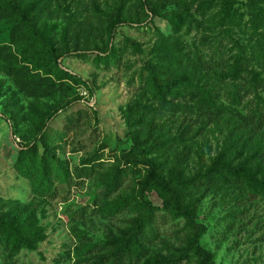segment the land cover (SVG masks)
<instances>
[{
  "label": "rangeland",
  "instance_id": "1",
  "mask_svg": "<svg viewBox=\"0 0 264 264\" xmlns=\"http://www.w3.org/2000/svg\"><path fill=\"white\" fill-rule=\"evenodd\" d=\"M204 3L17 0L62 67L83 79L77 82L22 61L11 18H0V223L9 221L25 238L11 255L0 244V264H110L146 214L137 205L140 190L156 208L144 224L150 238L137 264L186 253L179 264H264V201L236 182L200 178L214 162L264 175V126L248 117L253 93L239 80L243 98L233 103L227 69L207 63L217 51L232 62V39L248 48L255 43L251 0H235L240 22L225 26L220 0ZM255 3L264 15V0ZM183 54L186 60L176 64ZM11 62L46 84L57 82L55 91L29 94L5 71ZM155 84L166 90L164 100ZM203 90L227 109L203 112ZM258 92L264 95V87ZM28 146L50 161L47 195L18 170ZM56 163L66 175L53 172ZM117 172L120 182L111 190L107 179ZM161 181L185 215L169 211ZM121 198L131 203L115 214L100 210Z\"/></svg>",
  "mask_w": 264,
  "mask_h": 264
},
{
  "label": "trees",
  "instance_id": "2",
  "mask_svg": "<svg viewBox=\"0 0 264 264\" xmlns=\"http://www.w3.org/2000/svg\"><path fill=\"white\" fill-rule=\"evenodd\" d=\"M215 0H205L207 6ZM235 0H220V25L225 26L232 23H239L240 19L236 15L234 9ZM252 7V27L256 36V41L250 48L241 44L239 41L232 39L233 46H235L236 52L233 55V61L229 62L219 54L217 51L216 56L210 57L207 62H211L215 66L222 65L227 70L223 71V78H230L232 80V89L229 91V98L233 103L240 104L242 101L241 83L239 80H244L247 83L246 89H249L253 93L251 99V109L249 112V119L256 126L261 128L264 126V95H261L258 90L264 87V15L262 7L255 3V0H251ZM120 10V9H118ZM9 16L11 18V37L14 38V44L18 53L21 54L22 61L29 62L35 69L44 71L45 74L53 73L57 78H68L72 81H82L83 79L77 74L62 67L59 62L61 55L57 54L53 46L43 39L38 31L37 25L34 19L27 14V12L17 4V0H0V18L3 16ZM1 55V46H0ZM5 55H8L5 53ZM107 57V60H112L110 54H102ZM186 60V55L183 57L175 58L176 64L179 61ZM198 62H202L198 59ZM22 64L17 62H11L8 66H5V71L12 75L21 86L29 94H50L55 91L57 82H50L46 84L43 82V76H36L31 70H22ZM256 65L257 67H254ZM261 68V69H258ZM183 85H187L183 80ZM156 91L160 95V100H164L165 89L163 87H156ZM186 86V87H187ZM184 87V88H186ZM173 95L179 92L178 87L172 88ZM200 104L203 112L209 114H215L219 111L227 109L225 105H214V100L210 92L203 90L200 96ZM213 106L215 109L211 110L209 107ZM253 159V158H249ZM51 162H55V156L52 155ZM50 161L47 160L44 155L39 156L37 152L31 146L23 149L17 160L18 170L26 177L32 180L35 191L40 195H47L51 193L53 188L52 173L50 172ZM59 175H66V171L58 163L54 165V171ZM207 182H236L244 188L249 196L260 197L264 201V175L260 178L257 174L247 171L233 170L224 163L214 162L200 177ZM197 181V179H194ZM120 178L119 173H113L108 176L107 186L109 189L114 190L119 185ZM161 194L166 198L167 207L169 211L174 215H185L187 209L181 206L177 194L168 189L167 185L161 181L159 186ZM140 200L137 205L146 211L144 217L134 222V225L130 231L129 238L132 240L130 245H127L124 250L117 252V255L112 259L110 264H137L141 258H143L146 248L144 246V238H150L146 232L144 225L145 222H149L150 216L154 213L155 206L143 197V191L140 190ZM131 203L130 198H121L116 204L101 207V211L104 215L115 214L120 208H124ZM136 205V206H137ZM8 224V225H7ZM10 228V232L6 233L3 230ZM154 234V230L152 231ZM13 234L16 237H13ZM4 236V239L2 238ZM25 242V238L13 230L9 221L5 220L4 223H0V244L3 246L4 252L8 255L13 254L19 247V245ZM187 257L186 254L177 256H157V264H179Z\"/></svg>",
  "mask_w": 264,
  "mask_h": 264
}]
</instances>
